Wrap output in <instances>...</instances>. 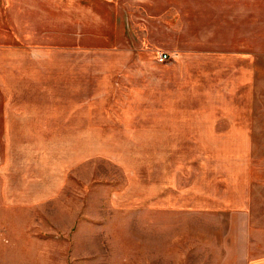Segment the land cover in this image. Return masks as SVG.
<instances>
[{"label": "rangeland", "instance_id": "obj_1", "mask_svg": "<svg viewBox=\"0 0 264 264\" xmlns=\"http://www.w3.org/2000/svg\"><path fill=\"white\" fill-rule=\"evenodd\" d=\"M101 3L0 43V264L264 261V0Z\"/></svg>", "mask_w": 264, "mask_h": 264}, {"label": "crops", "instance_id": "obj_2", "mask_svg": "<svg viewBox=\"0 0 264 264\" xmlns=\"http://www.w3.org/2000/svg\"><path fill=\"white\" fill-rule=\"evenodd\" d=\"M101 2L102 0H96L97 6L96 8H94L93 0H0V43H5L6 40L5 38L8 37H11L15 44L49 43L54 34L53 33L54 27H60L61 29L63 26L67 27L69 21V17H68L69 11L76 12L77 9H79L81 12L87 11V13H92V18H93L92 25L93 27L99 28L101 27V16L99 9L102 4ZM111 18L113 17L111 16ZM232 18H236V15L234 14ZM57 20H59V22ZM111 27L117 31L118 25L115 24V20ZM115 34L116 32L114 33V35ZM249 36H250V32H248V37ZM234 37H236L235 33H234ZM125 43H127L126 37H125ZM233 44H236V39H234ZM212 49H216V48L213 47ZM211 52L212 54H216L215 53L216 51L212 50ZM256 55H258V52L256 53ZM211 56L213 57L214 55ZM242 58H244V60L254 59L255 54L253 51L252 53L249 52L247 54L242 53ZM158 75L160 76L157 78L158 97L160 98L163 95L164 98V94H168L170 96L173 92L171 89V86L174 84L173 79L165 78L164 73ZM244 81H245L244 89H247L249 95L248 98L250 100V92H252L254 88V68L252 73L250 68H245ZM214 104L213 102L207 103V105L212 110H214V106H215L216 111L223 105V103H219V102H215ZM237 104L234 103L230 105L233 108H235L237 107ZM192 106L194 108V117H189L187 123H190L189 121L191 119H194L195 122L201 124L202 123L219 124L221 122V120L219 121V119H221L220 116L214 114V111H213L214 116L211 111L204 114L203 120L197 121V119H200L202 116L195 115L197 112V104ZM248 107H251L250 103L248 104ZM231 115L232 114L228 115L226 120L224 119L221 122V125H226L227 127L225 131L220 130L221 128H219L218 126L211 129L205 128V131H209L215 134L232 133L233 135L228 134L229 136L227 138L244 139L245 132H244L243 122H240V120L238 119L239 115L234 114V116H236L234 118L230 117ZM239 123H241L242 126L238 130L233 131L231 128L235 127L236 124ZM167 130L168 129H166V131ZM192 130L193 132L196 133L197 129L196 128L189 129V131ZM195 137L196 136L192 138ZM254 264H264V261L261 262L258 261Z\"/></svg>", "mask_w": 264, "mask_h": 264}, {"label": "built area", "instance_id": "obj_3", "mask_svg": "<svg viewBox=\"0 0 264 264\" xmlns=\"http://www.w3.org/2000/svg\"><path fill=\"white\" fill-rule=\"evenodd\" d=\"M168 58H170L168 54H166V53H159V54H158V57H157V61H158L159 63H163V62H165Z\"/></svg>", "mask_w": 264, "mask_h": 264}]
</instances>
